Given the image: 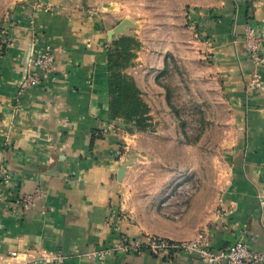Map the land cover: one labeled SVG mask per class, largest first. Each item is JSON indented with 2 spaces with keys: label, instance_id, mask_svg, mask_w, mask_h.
Returning <instances> with one entry per match:
<instances>
[{
  "label": "crops",
  "instance_id": "crops-1",
  "mask_svg": "<svg viewBox=\"0 0 264 264\" xmlns=\"http://www.w3.org/2000/svg\"><path fill=\"white\" fill-rule=\"evenodd\" d=\"M124 20L125 33L111 37ZM249 24L264 29V0H0V32L9 33L0 43V167L16 178L9 185L0 178V264L47 255L59 260L36 264H207L196 254L160 259L115 250L123 237L140 235L187 241L201 233L218 251L243 237L264 251V87H248ZM123 35L139 43L137 65L126 73L144 99L158 87L165 59H197L203 88L206 73L212 79L232 124L224 181L206 180L198 162V188L185 192L190 145L177 142L173 124L153 120L156 102L143 99L149 131L131 134L110 120L109 46ZM44 47L55 53V72L19 95L30 50ZM261 71L264 77V65ZM110 123L116 129L106 131ZM129 144L148 148L151 159L179 146L181 160L126 166ZM141 168L149 178L138 175ZM36 189L43 192L36 207L15 205ZM112 249L103 261L98 256Z\"/></svg>",
  "mask_w": 264,
  "mask_h": 264
},
{
  "label": "rangeland",
  "instance_id": "rangeland-1",
  "mask_svg": "<svg viewBox=\"0 0 264 264\" xmlns=\"http://www.w3.org/2000/svg\"><path fill=\"white\" fill-rule=\"evenodd\" d=\"M118 37V39L115 38L110 43L109 52L114 47L116 41L122 37L129 36L123 35ZM165 60V66L157 77L158 87L150 89L149 94L146 95L147 99H144L143 96L142 99L157 103L155 110L156 116L153 118L154 121H157V124L162 122L164 127H167L170 123L173 124L176 130L182 135V138L179 137L177 142L183 139L190 145L188 153L190 166L187 175V179L190 182L185 192L191 194L198 188V182L195 181L201 176L197 174L199 171L195 170L193 166L198 162L203 164L202 168H204L206 180L211 179L214 174L215 177L218 174L221 181H224L226 177L225 164L228 154L227 149L223 147L228 139V132L232 127V124L228 122L230 110L225 98L218 93L219 90L216 85L212 83V79L208 78L207 73L205 76L206 85L204 88L202 83L197 80L196 77L199 72L198 67L195 65L197 63L196 61H198L197 59L189 58L180 61L179 59L170 58ZM201 61H204V63L206 62V60ZM182 63L188 65L185 66ZM133 65L136 66L137 62L134 61ZM133 65L123 69V73L131 77L130 74L126 73V70ZM146 82L148 85V81ZM165 95L168 98V103L161 100ZM119 125L124 128L122 122H120ZM162 130L165 129L162 128ZM129 145L130 146H128L126 150L128 155H125L126 166L133 167L136 165L135 167H139V164H148L150 161L154 160L166 162L168 155L170 156L168 160L172 162L181 160L179 146L172 149L170 152H168L169 150L165 151V149H163L162 153L158 155L160 158L156 159V157H153V159H151L148 148L146 150H137L132 148V144ZM136 172H138L139 176L146 179L150 176L148 168H141L139 171L136 170ZM175 175L177 174H174V176ZM145 187L149 188L148 185ZM177 187L179 186L177 185L173 187V189ZM200 234L201 233L196 235V237ZM196 237L189 240H193Z\"/></svg>",
  "mask_w": 264,
  "mask_h": 264
},
{
  "label": "built area",
  "instance_id": "built-area-1",
  "mask_svg": "<svg viewBox=\"0 0 264 264\" xmlns=\"http://www.w3.org/2000/svg\"><path fill=\"white\" fill-rule=\"evenodd\" d=\"M39 6L46 11L51 9L47 5ZM8 38V30L3 29L0 32V43L6 44ZM244 43L246 54L254 65L248 78V87L250 89L264 87V77L261 71V66L264 65V29L256 24H249L245 30ZM30 51L29 68L18 84L19 95L32 88L42 86L56 70V56L50 47L31 49ZM115 128L116 125L110 123L105 130L113 131ZM0 178L6 185L16 179L6 166L0 167ZM42 196V190L36 189L33 193L18 196L15 205L23 210H29L37 206ZM115 250L136 254L147 253L160 259L196 254L207 264H264V251L251 247L243 237L236 239L228 248L218 251L209 247L202 234L187 241H175L158 235H140L136 238L126 236L123 237ZM112 251L114 250L102 251L98 256L103 261ZM58 260V256L47 255L36 258L29 264Z\"/></svg>",
  "mask_w": 264,
  "mask_h": 264
},
{
  "label": "trees",
  "instance_id": "trees-1",
  "mask_svg": "<svg viewBox=\"0 0 264 264\" xmlns=\"http://www.w3.org/2000/svg\"><path fill=\"white\" fill-rule=\"evenodd\" d=\"M139 43L131 37H122L108 54L109 64V117L124 124L125 131H149L153 128L150 107L142 99L135 81L123 73L133 65L134 50ZM120 128L121 126L118 125Z\"/></svg>",
  "mask_w": 264,
  "mask_h": 264
},
{
  "label": "water",
  "instance_id": "water-1",
  "mask_svg": "<svg viewBox=\"0 0 264 264\" xmlns=\"http://www.w3.org/2000/svg\"><path fill=\"white\" fill-rule=\"evenodd\" d=\"M83 2H85L86 0H82ZM130 21L128 20H124L122 21L117 27H115L113 30L110 31V36L112 37L113 35L116 34H124L125 33V26L129 25ZM124 176V169H121L120 173H119V179L122 180Z\"/></svg>",
  "mask_w": 264,
  "mask_h": 264
}]
</instances>
